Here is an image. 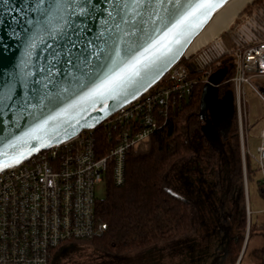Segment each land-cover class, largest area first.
<instances>
[{
    "label": "water",
    "instance_id": "1",
    "mask_svg": "<svg viewBox=\"0 0 264 264\" xmlns=\"http://www.w3.org/2000/svg\"><path fill=\"white\" fill-rule=\"evenodd\" d=\"M229 1L148 0L117 15L110 0H92L90 15L66 24L57 5L47 18L41 15L50 0L40 10L36 0H0V173L96 128L158 84ZM149 44L153 47L141 56L148 66L138 77L103 97L88 95ZM56 68L62 74L52 75ZM229 71L217 70L203 87L205 131L208 110L215 108L217 88Z\"/></svg>",
    "mask_w": 264,
    "mask_h": 264
},
{
    "label": "built area",
    "instance_id": "2",
    "mask_svg": "<svg viewBox=\"0 0 264 264\" xmlns=\"http://www.w3.org/2000/svg\"><path fill=\"white\" fill-rule=\"evenodd\" d=\"M236 19L232 28L185 54L158 84L96 128L0 173V264H51L61 245L103 236L107 224L96 212L97 185L109 178L122 185L128 155L164 128L178 100L190 96L201 78L206 84L226 57L233 59L235 75L224 81L231 85L240 143L247 150L246 87L264 103V0H251ZM99 127L109 143L99 144ZM259 140L254 160L264 174V116ZM235 264H242L241 255Z\"/></svg>",
    "mask_w": 264,
    "mask_h": 264
},
{
    "label": "rangeland",
    "instance_id": "3",
    "mask_svg": "<svg viewBox=\"0 0 264 264\" xmlns=\"http://www.w3.org/2000/svg\"><path fill=\"white\" fill-rule=\"evenodd\" d=\"M229 28H232V25ZM221 85L227 91L230 104L220 91ZM221 85L217 88L215 108L208 110L209 130H204L206 122L201 120L202 132L190 140L196 149L195 154L179 161L166 179L167 189L171 193L192 204L194 223L192 235L194 234L196 238L189 239L192 244L191 253L187 257L186 254H182V245L188 243V241L185 244L180 242L183 239H175L169 243L159 244L151 250L131 252L122 256L107 255L98 251L92 244L80 243L66 254L58 253L54 264H230L225 244L239 234L244 236L241 251L242 264L260 263L264 251V235L261 234L264 229V192L262 190L264 174L258 169L254 158L258 157L257 147L260 144L259 133L263 125L264 103L249 87H246L249 116L247 122L243 119V123L244 129L246 127L249 129L247 150H243L240 143L243 159L244 201H240L238 196L228 199L223 187L232 170L228 150L232 144L230 121L233 114H237V109L231 85L225 81ZM237 128L240 133L239 118ZM211 148L213 151L216 150V154H213ZM248 159L250 169L253 170L251 174L248 173L247 168L244 169L247 167ZM206 189H209L212 194L210 198L205 195ZM202 194L205 198L207 197L206 199H210V205L208 203L207 207L201 200ZM105 196L106 184L101 183L96 187L97 200H103ZM243 209L246 212V228L239 231L237 224L240 211ZM248 211L251 213L248 214ZM204 222L206 223L203 224ZM221 228L227 231L224 235H221L219 231ZM205 233L206 236L203 238ZM202 253L206 256L201 259ZM53 258L54 253L51 264Z\"/></svg>",
    "mask_w": 264,
    "mask_h": 264
},
{
    "label": "trees",
    "instance_id": "4",
    "mask_svg": "<svg viewBox=\"0 0 264 264\" xmlns=\"http://www.w3.org/2000/svg\"><path fill=\"white\" fill-rule=\"evenodd\" d=\"M224 39L230 45L227 33L224 34ZM232 63V58H224L222 68L230 69L225 80L235 75V69L230 67ZM204 85V79L201 78L190 96L178 100L170 112L166 126L153 134L146 145L128 155L125 182L122 185L115 184L112 178L106 181V196L103 200H98L96 207L97 215L107 224L104 235L61 245L53 251L52 264L58 253L66 254L80 243L92 244L98 251L107 255L122 256L131 252L151 250L159 244L192 235V204L171 193L167 189L166 179L179 161L195 154L196 149L190 140L202 132L200 103ZM220 88L230 104L225 87L221 85ZM230 126L232 144L228 150L232 170L223 188L226 198L238 196L243 202V159L236 113L231 117ZM96 136L100 145L109 143L102 127L96 130ZM212 149L213 154H216V150ZM246 165L248 173H253L249 159ZM206 190L205 195L210 198L212 194L209 189ZM201 197L205 207L208 203L210 205V199H206L203 194ZM245 228L246 212L243 209L239 214L237 229L240 231ZM250 232L252 233V226ZM261 234L264 235V229ZM243 238L244 236L239 234L230 239L227 253L230 264H235L239 259Z\"/></svg>",
    "mask_w": 264,
    "mask_h": 264
},
{
    "label": "snow or ice",
    "instance_id": "5",
    "mask_svg": "<svg viewBox=\"0 0 264 264\" xmlns=\"http://www.w3.org/2000/svg\"><path fill=\"white\" fill-rule=\"evenodd\" d=\"M110 2L114 4L113 11H115L117 15H120L121 13L128 10L129 5H144L148 2V0H110ZM202 2L208 3L210 0H202ZM44 3L45 0H36L37 10H40V5H43ZM91 3L92 0H50L49 8L42 10L41 15L47 18L52 10V5H57L59 6L58 11L66 14L63 18L67 24L68 19L71 17H86L90 15L92 9L89 7V5ZM109 14L111 15L112 13ZM136 14H138L136 8H132V15ZM179 23L182 22H178V24ZM68 27L71 29V24H68ZM71 47L75 49L77 46L75 43H73ZM152 47L153 45L149 44L144 48L143 52L136 53L135 55L124 60L122 62V66H120L118 70H114V74L106 76L99 85L92 87L88 95L93 98L103 97L106 93L123 88L126 84L132 82L135 77L140 75L141 69L148 66L146 60H142L141 56L150 51ZM67 63L72 64L73 62L71 59H69ZM50 71L52 75L62 74L59 68Z\"/></svg>",
    "mask_w": 264,
    "mask_h": 264
},
{
    "label": "bare ground",
    "instance_id": "6",
    "mask_svg": "<svg viewBox=\"0 0 264 264\" xmlns=\"http://www.w3.org/2000/svg\"><path fill=\"white\" fill-rule=\"evenodd\" d=\"M251 0H230L211 19L206 28L195 38L186 51V55L193 53L208 42L219 36L223 30H228L234 18L247 6ZM232 22V23H231ZM225 30V31H226ZM221 32V33H220ZM224 32V31H223Z\"/></svg>",
    "mask_w": 264,
    "mask_h": 264
},
{
    "label": "crops",
    "instance_id": "7",
    "mask_svg": "<svg viewBox=\"0 0 264 264\" xmlns=\"http://www.w3.org/2000/svg\"><path fill=\"white\" fill-rule=\"evenodd\" d=\"M251 212V211H250ZM203 224H205V223H203ZM218 230V229H217ZM219 231H221V235H224V231L222 230V229H220ZM205 236H206V233L203 235V238H205ZM190 238H196L195 236H194V234L193 235H190L189 237H187V238H185V239H183V240H181L180 242H182V243H187V241H188V243L187 244H185V245H182V254L184 255V254H186V257H187V255H189L190 253H191V248H192V244H190ZM223 238H224V236H223ZM180 242L178 243V245L180 244ZM180 247V246H179ZM180 250V249H179ZM181 254V255H182ZM241 255V254H240ZM205 254L204 253H202V257H201V259L202 258H205Z\"/></svg>",
    "mask_w": 264,
    "mask_h": 264
},
{
    "label": "flooded vegetation",
    "instance_id": "8",
    "mask_svg": "<svg viewBox=\"0 0 264 264\" xmlns=\"http://www.w3.org/2000/svg\"><path fill=\"white\" fill-rule=\"evenodd\" d=\"M222 229V228H221ZM224 232H227L224 228L222 229ZM229 241L230 240H228L227 242H226V244H225V242H224V244H225V250H226V254L228 253V243H229ZM225 253V252H224Z\"/></svg>",
    "mask_w": 264,
    "mask_h": 264
}]
</instances>
